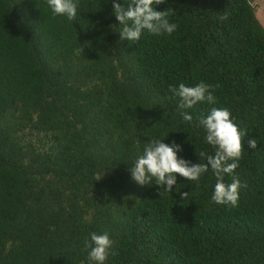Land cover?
Instances as JSON below:
<instances>
[{
	"label": "trees",
	"instance_id": "16d2710c",
	"mask_svg": "<svg viewBox=\"0 0 264 264\" xmlns=\"http://www.w3.org/2000/svg\"><path fill=\"white\" fill-rule=\"evenodd\" d=\"M252 1L166 0L156 10L173 8L177 30L132 42L114 0H79L74 21L47 0H0V264H95L84 242L105 230V264H264V28ZM201 81L219 85L217 103L181 110L169 85ZM211 107L248 131L224 175L247 185L237 207L212 201L210 167L199 181L177 175L171 192L132 179L152 138L206 163L199 153L215 149L199 120Z\"/></svg>",
	"mask_w": 264,
	"mask_h": 264
},
{
	"label": "clouds",
	"instance_id": "9594fccd",
	"mask_svg": "<svg viewBox=\"0 0 264 264\" xmlns=\"http://www.w3.org/2000/svg\"><path fill=\"white\" fill-rule=\"evenodd\" d=\"M166 0H129L127 8L120 3L113 2V10L116 20L122 25L120 39L137 42L142 34L171 35L178 24L171 22L170 17L176 14L171 7L165 10H156V6L165 3ZM54 15L66 16L69 21L77 18L79 0H47ZM226 20L227 15L221 16ZM80 54V53H78ZM219 85L208 84L203 81L195 86H187L180 83L178 87L169 85L168 91L171 98H178V107L181 110L192 109L196 104L207 102L210 105L217 103L215 90ZM184 120L192 121L193 117L187 111H182ZM199 126L205 130V141L215 149L214 154L209 155L201 151L200 159H206V163H192L189 160L178 157L182 146L172 142L164 143L163 140L152 138L144 146L142 154L138 155L130 173L132 179L140 186L155 184L166 192H171L177 185V175L190 181H199L209 167L216 176L214 192L211 197L218 205L237 207L241 187H247L241 183L237 176H233L230 183L224 181V175H231L239 166L244 150V140L248 135L247 130H240L234 122L230 110L227 107H211L206 116L199 120ZM249 147H257V139L247 140ZM188 192L181 194V199ZM85 248L90 249L88 259L95 264H105L110 254L113 241L107 230L102 234L95 232L90 234V240L86 239ZM116 255V252H112Z\"/></svg>",
	"mask_w": 264,
	"mask_h": 264
},
{
	"label": "rangeland",
	"instance_id": "374dc122",
	"mask_svg": "<svg viewBox=\"0 0 264 264\" xmlns=\"http://www.w3.org/2000/svg\"><path fill=\"white\" fill-rule=\"evenodd\" d=\"M251 4L254 7L256 18L264 28V0H253Z\"/></svg>",
	"mask_w": 264,
	"mask_h": 264
}]
</instances>
